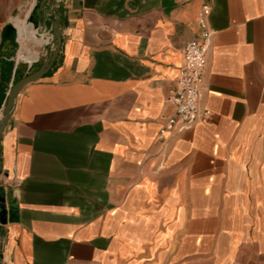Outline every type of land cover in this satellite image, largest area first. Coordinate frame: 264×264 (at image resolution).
Returning a JSON list of instances; mask_svg holds the SVG:
<instances>
[{
    "label": "crops",
    "instance_id": "1",
    "mask_svg": "<svg viewBox=\"0 0 264 264\" xmlns=\"http://www.w3.org/2000/svg\"><path fill=\"white\" fill-rule=\"evenodd\" d=\"M34 4L12 15L16 0H0V33L19 30L17 54V36L0 38V86L48 50L50 33L29 22L41 16ZM205 4L209 116L169 129ZM52 8L60 51L19 94L0 140V189L16 214L0 224V264H264V0Z\"/></svg>",
    "mask_w": 264,
    "mask_h": 264
},
{
    "label": "built area",
    "instance_id": "2",
    "mask_svg": "<svg viewBox=\"0 0 264 264\" xmlns=\"http://www.w3.org/2000/svg\"><path fill=\"white\" fill-rule=\"evenodd\" d=\"M209 13L210 5L205 4L198 16L202 27L201 36L190 39L183 47V64L176 87L169 97L174 107V113L166 125L169 129L182 131L193 127L198 120L208 119V111L200 109V101L205 91L202 74L212 36V32L206 27Z\"/></svg>",
    "mask_w": 264,
    "mask_h": 264
},
{
    "label": "water",
    "instance_id": "3",
    "mask_svg": "<svg viewBox=\"0 0 264 264\" xmlns=\"http://www.w3.org/2000/svg\"><path fill=\"white\" fill-rule=\"evenodd\" d=\"M47 1L50 2L48 7L45 6ZM56 1L57 0H39L38 4H34V6L35 13L38 14L41 11V16L38 21L33 20V17H31L29 21L39 33H50L51 42L54 44V47L52 49L48 47L47 54L36 69L21 76L10 85L6 84L0 86V140L3 131L14 112L19 94L27 85L38 81L49 71L60 51L62 30L60 27L59 17L52 8ZM44 23H49V26H45ZM13 34L17 36V29L13 23L9 22L2 27L0 38L4 42L9 43ZM15 41L17 45L13 47V51H17L19 46L18 40L16 39ZM2 172V166L0 164V175ZM12 207L14 206L7 202L3 190L0 189V224H5L6 222L12 221L16 218V214L13 213Z\"/></svg>",
    "mask_w": 264,
    "mask_h": 264
},
{
    "label": "rangeland",
    "instance_id": "4",
    "mask_svg": "<svg viewBox=\"0 0 264 264\" xmlns=\"http://www.w3.org/2000/svg\"><path fill=\"white\" fill-rule=\"evenodd\" d=\"M26 1H28V0H16V8L14 9L12 15H16L19 12V10H20V6L23 5V3H25ZM36 1L38 2L39 0H36ZM13 37L15 39L16 35L14 34ZM49 47L51 49L54 47V44L51 42V40H50V43H49ZM43 51H45V50L42 48L41 53L39 55V58L34 64V67L38 66L42 62V60L45 57V55L47 54V52H43ZM16 52L17 51H13L14 54H16ZM20 62H21V65H27V62H23V61H20Z\"/></svg>",
    "mask_w": 264,
    "mask_h": 264
},
{
    "label": "bare ground",
    "instance_id": "5",
    "mask_svg": "<svg viewBox=\"0 0 264 264\" xmlns=\"http://www.w3.org/2000/svg\"><path fill=\"white\" fill-rule=\"evenodd\" d=\"M17 29V28H16ZM33 37H34V40L35 41H38V40H41L40 39V37H39V35H36V33H34L33 32ZM18 38H19V30L17 29V40H18ZM32 39V38H31ZM41 42H42V40H41ZM19 51V47H18V49H17V52ZM17 54V53H16Z\"/></svg>",
    "mask_w": 264,
    "mask_h": 264
},
{
    "label": "trees",
    "instance_id": "6",
    "mask_svg": "<svg viewBox=\"0 0 264 264\" xmlns=\"http://www.w3.org/2000/svg\"><path fill=\"white\" fill-rule=\"evenodd\" d=\"M20 78V77H19Z\"/></svg>",
    "mask_w": 264,
    "mask_h": 264
}]
</instances>
